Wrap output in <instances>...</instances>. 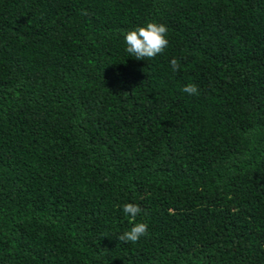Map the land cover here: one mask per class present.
<instances>
[{"label":"trees","instance_id":"16d2710c","mask_svg":"<svg viewBox=\"0 0 264 264\" xmlns=\"http://www.w3.org/2000/svg\"><path fill=\"white\" fill-rule=\"evenodd\" d=\"M0 264H264V0H0Z\"/></svg>","mask_w":264,"mask_h":264},{"label":"clouds","instance_id":"9594fccd","mask_svg":"<svg viewBox=\"0 0 264 264\" xmlns=\"http://www.w3.org/2000/svg\"><path fill=\"white\" fill-rule=\"evenodd\" d=\"M168 29L165 24L158 22H146L123 34L126 52L128 56L137 60L154 58L162 53L169 44L167 38ZM172 71L178 69L176 59L170 61ZM183 92L188 95L198 94V88L195 84H187L183 87ZM141 212L139 205L126 203L123 206V213L135 218ZM148 231V225L144 222L134 223L131 229L125 232L120 239L124 242H137Z\"/></svg>","mask_w":264,"mask_h":264}]
</instances>
